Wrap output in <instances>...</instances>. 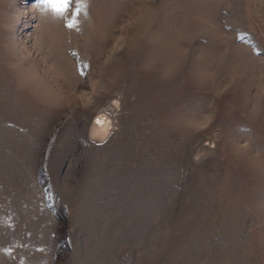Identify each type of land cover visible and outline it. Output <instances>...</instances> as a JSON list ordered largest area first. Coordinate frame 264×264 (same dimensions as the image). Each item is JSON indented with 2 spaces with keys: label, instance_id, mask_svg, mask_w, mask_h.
<instances>
[{
  "label": "rangeland",
  "instance_id": "374dc122",
  "mask_svg": "<svg viewBox=\"0 0 264 264\" xmlns=\"http://www.w3.org/2000/svg\"><path fill=\"white\" fill-rule=\"evenodd\" d=\"M0 264H264V0H0Z\"/></svg>",
  "mask_w": 264,
  "mask_h": 264
},
{
  "label": "snow or ice",
  "instance_id": "6c2138e0",
  "mask_svg": "<svg viewBox=\"0 0 264 264\" xmlns=\"http://www.w3.org/2000/svg\"><path fill=\"white\" fill-rule=\"evenodd\" d=\"M43 3H47V4H57L59 5H64V6H68L70 4V0H42ZM81 2V0H77V3L79 4ZM77 12L79 11V8H77L76 10ZM76 13H73V15L75 16ZM69 28H71L73 25L71 23H69L67 25Z\"/></svg>",
  "mask_w": 264,
  "mask_h": 264
},
{
  "label": "bare ground",
  "instance_id": "6f19581e",
  "mask_svg": "<svg viewBox=\"0 0 264 264\" xmlns=\"http://www.w3.org/2000/svg\"><path fill=\"white\" fill-rule=\"evenodd\" d=\"M97 122H98V121H97ZM98 123H99V122H98ZM99 124H100V123H99ZM97 125H98V124H97ZM97 125H96V126H97ZM97 127H98V126H97Z\"/></svg>",
  "mask_w": 264,
  "mask_h": 264
}]
</instances>
